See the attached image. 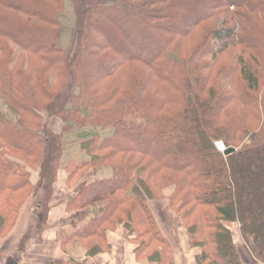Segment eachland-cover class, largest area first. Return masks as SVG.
<instances>
[{
    "label": "trees",
    "instance_id": "16d2710c",
    "mask_svg": "<svg viewBox=\"0 0 264 264\" xmlns=\"http://www.w3.org/2000/svg\"><path fill=\"white\" fill-rule=\"evenodd\" d=\"M70 2L62 48L63 0H0V237L40 188L34 219L45 226L63 168L68 185L78 182L66 209L79 220L91 211L64 250L78 241L89 257L108 252L106 233L122 224L136 259L174 264L146 202L172 187L164 208L200 248L196 264H245L238 238L264 264V0ZM88 127V159L62 164L64 134ZM102 167L111 177L84 181Z\"/></svg>",
    "mask_w": 264,
    "mask_h": 264
},
{
    "label": "crops",
    "instance_id": "0c3cea01",
    "mask_svg": "<svg viewBox=\"0 0 264 264\" xmlns=\"http://www.w3.org/2000/svg\"><path fill=\"white\" fill-rule=\"evenodd\" d=\"M58 118H51L48 124L55 132L61 131V120ZM80 134L81 137L73 138L74 135ZM88 133L85 129L73 130L65 133L63 140L68 136L72 137L70 146L68 147V155L65 157V150L62 156V164L71 160L88 159L78 156L81 142L85 139ZM105 135V134H104ZM70 137L69 140H70ZM75 139V140H73ZM80 140V141H79ZM83 152V150H81ZM84 153V152H83ZM103 168V167H102ZM99 168L93 172V169H88L83 176L87 184L93 183L100 179L109 178L102 177L98 171ZM36 178V174H33ZM56 182L52 186V193L49 201V211L46 217L45 226L41 229L35 221L37 215L36 201L40 200L44 195V189L40 188L29 196L19 209L15 223L6 231V234L0 237V264H44L45 261L60 259L64 257H74L75 259H86V264H153L146 259H136L134 249L136 245L132 243V235L129 229L122 224L118 225L116 230H108L106 233V240L110 244L111 249L108 252H101L94 256H87L86 250L81 246L80 242L70 243L66 249H62L61 243L64 241L65 236L74 230V225L81 226L85 221L91 218L90 208H86L84 217L79 220L76 215L77 210L68 211L66 205L68 201L76 195L75 187L78 182L68 185L66 183L67 173L63 168L57 171ZM153 204V201L151 202ZM154 216V204L150 207ZM157 218V216H156ZM158 220V219H156ZM158 227L159 221H157ZM233 231V235L238 238V225L234 223L227 224ZM40 229V232H39ZM176 242L169 236L167 239L170 241L173 248L174 264H196L195 256L200 252V248L192 247L189 244L190 236L181 228L177 226ZM238 241V252L245 264H261L254 260L251 251Z\"/></svg>",
    "mask_w": 264,
    "mask_h": 264
},
{
    "label": "rangeland",
    "instance_id": "374dc122",
    "mask_svg": "<svg viewBox=\"0 0 264 264\" xmlns=\"http://www.w3.org/2000/svg\"><path fill=\"white\" fill-rule=\"evenodd\" d=\"M63 2H64L63 3L64 11L59 17V20L61 21V24L63 27V31L60 35V42H61L62 48H66V47H68V45H69L68 43L70 42V29H71L73 22H74V12H73V7H72L70 0H63ZM192 14H193L192 11H190V12L188 11V13L184 14L183 19L187 20L188 18L191 17ZM1 109L4 111L5 107L3 105H1ZM57 120L60 121V119H57ZM84 129L91 132V133L94 132L93 131L94 129L92 127H88V128H84ZM91 133H88V134H91ZM103 134H105V133H103ZM68 137H70V136H68ZM68 137L63 141L64 146L66 148L65 157L68 155V152H66V151L68 150V147L70 146V141L72 140V137H70V140ZM79 137H81L79 133H77V135L73 136V138H77L76 140H78ZM73 140H75V139H73ZM218 143L219 142L216 143V147H217ZM80 155L82 156V158H86V156H87V154L85 152L83 153V152H81V150H78L77 158L80 157ZM98 173L102 177H108V176L112 175V170L109 167H103L101 170L98 171ZM244 185L245 184L243 183L242 186L244 187ZM261 186H262L261 190H264V187H263L264 184ZM170 191H172V187L171 188L169 187V188L164 189L162 191L163 194H165V198H167V196L170 194ZM160 195H161V193H160ZM165 198L163 200L158 199L160 202L159 203L153 202V204H154V209H155V213H156L155 215L157 216L156 219H158L157 221H159V225L162 229V232H164V234L166 236H168L167 233L171 232L172 230L177 231V226H182V225H181L179 218L173 213V211H171V210L168 211L164 208L167 204V200ZM179 201H180V199H177L176 203ZM146 202H147V205H149V207H152V205H153L151 203L152 201L147 200ZM263 205H264V201H263ZM129 232H130V235L133 236L132 231H129Z\"/></svg>",
    "mask_w": 264,
    "mask_h": 264
},
{
    "label": "water",
    "instance_id": "95a60500",
    "mask_svg": "<svg viewBox=\"0 0 264 264\" xmlns=\"http://www.w3.org/2000/svg\"><path fill=\"white\" fill-rule=\"evenodd\" d=\"M233 151H234V148L229 147V148L224 150V154L227 155V154L232 153Z\"/></svg>",
    "mask_w": 264,
    "mask_h": 264
},
{
    "label": "bare ground",
    "instance_id": "6f19581e",
    "mask_svg": "<svg viewBox=\"0 0 264 264\" xmlns=\"http://www.w3.org/2000/svg\"><path fill=\"white\" fill-rule=\"evenodd\" d=\"M219 144V143H218ZM220 146H223L221 143L219 144Z\"/></svg>",
    "mask_w": 264,
    "mask_h": 264
}]
</instances>
